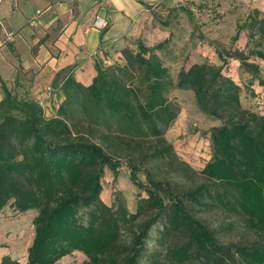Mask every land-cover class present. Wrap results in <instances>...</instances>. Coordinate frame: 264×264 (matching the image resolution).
Instances as JSON below:
<instances>
[{
  "label": "trees",
  "instance_id": "trees-1",
  "mask_svg": "<svg viewBox=\"0 0 264 264\" xmlns=\"http://www.w3.org/2000/svg\"><path fill=\"white\" fill-rule=\"evenodd\" d=\"M167 14L160 20L166 28L181 16H192L183 6L170 7ZM108 26L101 28L103 34ZM242 32L248 36L247 51L216 47L222 64H182L176 78L158 53L167 39L147 45L138 38L121 48L123 62L97 59V74L88 86L76 80L72 67L61 85L65 98L51 117L40 102L17 95L0 75V211L8 204L20 212L37 210L25 264H56L74 251L84 253L89 264H140L150 231L162 216L163 233L180 238L166 248L171 264H264V12L254 8L239 20L232 40ZM229 60L250 75L252 88L255 80L261 84L257 112L243 107L242 86L226 72ZM176 88L192 90L198 109L220 121L210 129L212 155L202 169L211 185L179 192L151 175L144 182L141 167L130 156V179L146 196L135 212L122 199L107 204L101 197L102 178L108 169L118 179L123 146L153 138L154 157L175 156L165 130L178 114L168 98ZM80 123L89 133L101 130L116 154L74 133ZM195 205H217L245 216L259 239L223 245L216 231L194 214ZM131 225L136 228L124 240L122 230ZM0 264L20 261L4 255Z\"/></svg>",
  "mask_w": 264,
  "mask_h": 264
},
{
  "label": "rangeland",
  "instance_id": "rangeland-1",
  "mask_svg": "<svg viewBox=\"0 0 264 264\" xmlns=\"http://www.w3.org/2000/svg\"><path fill=\"white\" fill-rule=\"evenodd\" d=\"M166 5L178 8L183 6L191 10L192 16H181L179 27L175 26L176 24H173V27H163L160 25V20L167 17V11L170 8ZM149 6L152 20L148 26L144 27L145 43L153 45L167 39L165 48L158 53L169 66L174 78L182 64L189 65L192 62L204 60L217 65L222 64L215 51L216 47L241 49L245 40L241 38L236 41L232 40L237 23L254 8L264 12V0H170L163 5ZM195 27L198 29L192 32V28ZM168 34L169 36L173 34V37H166ZM242 50L247 51L246 46ZM117 51L110 53L109 64L122 62L118 60V55L116 56ZM260 62L261 75L264 79V61ZM226 70L242 86L243 107L257 112L259 104L256 97L257 93L263 90L259 88L261 84L255 80V88H252L248 83L251 80L250 75L242 72L235 61L229 60ZM139 83V79L136 80V84ZM14 92L21 97L26 96L40 102L48 117L56 114L58 106L65 98L59 85L52 87L51 93L44 90L46 96H38L17 87L14 88ZM168 98L172 107L178 109L176 119L165 130V137L168 143L173 145L176 157H154L152 154L156 148V141L153 138L140 140L135 146H123L124 149L120 153L124 155H118L122 160L118 179H114L112 172L108 169H105L102 178L101 197L107 204L114 205L118 199H122L128 210L135 212L140 198L146 196V193L130 179V169L126 160L130 156L134 157L141 167L139 177L144 182H147L148 175H151L156 179L171 182L174 189L179 192L195 189L201 184L211 185V182L203 175L202 169L212 155L210 129L219 125L220 121L198 109L192 90L176 88L168 94ZM73 130L76 134L81 133L87 140L100 143L111 154H116L115 149L113 150L108 143L103 141L101 130L92 134L82 124L73 127ZM112 137L114 138L115 135L112 134ZM192 210L196 216L216 231L220 242L225 246L250 244L260 237L245 216L226 211L221 206L199 207L195 205ZM36 214L37 210L20 212L11 204L6 205L0 211V258L8 255L12 259L19 260L20 264L27 262L28 248L35 234L33 219ZM165 221L166 217L162 216L152 227L140 264H171L166 258V248L180 238H177L175 233H167V235L163 233ZM135 228L136 225L124 228L122 238L129 241L132 230ZM56 264H89V259L81 251H74Z\"/></svg>",
  "mask_w": 264,
  "mask_h": 264
},
{
  "label": "crops",
  "instance_id": "crops-1",
  "mask_svg": "<svg viewBox=\"0 0 264 264\" xmlns=\"http://www.w3.org/2000/svg\"><path fill=\"white\" fill-rule=\"evenodd\" d=\"M142 1L152 5L170 0ZM145 4L138 0H0L2 79L10 89L46 96L44 90L51 93L55 85L61 87L75 67L76 80L90 85L97 74V59L109 64L110 53L118 50L116 56L123 62L122 47L138 38L145 41L144 27L152 20ZM98 17L109 22L104 34L96 26ZM239 38L245 40V48L247 33ZM0 96L4 97L1 82Z\"/></svg>",
  "mask_w": 264,
  "mask_h": 264
},
{
  "label": "built area",
  "instance_id": "built-area-1",
  "mask_svg": "<svg viewBox=\"0 0 264 264\" xmlns=\"http://www.w3.org/2000/svg\"><path fill=\"white\" fill-rule=\"evenodd\" d=\"M32 21H34V19H32ZM108 24V21L104 18H99L96 21V26L98 28H103L104 26H106Z\"/></svg>",
  "mask_w": 264,
  "mask_h": 264
}]
</instances>
